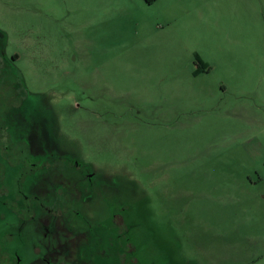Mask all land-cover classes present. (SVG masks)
<instances>
[{"label":"rangeland","instance_id":"374dc122","mask_svg":"<svg viewBox=\"0 0 264 264\" xmlns=\"http://www.w3.org/2000/svg\"><path fill=\"white\" fill-rule=\"evenodd\" d=\"M143 1L0 0V264H264V0Z\"/></svg>","mask_w":264,"mask_h":264},{"label":"flooded vegetation","instance_id":"af4514ba","mask_svg":"<svg viewBox=\"0 0 264 264\" xmlns=\"http://www.w3.org/2000/svg\"><path fill=\"white\" fill-rule=\"evenodd\" d=\"M4 34H6L4 32ZM0 69L2 70V74L0 75L1 77H3L2 79H0L1 82H4V85H6V87H10L9 86V76H8V71L9 70H14V71H18L19 73V78L20 80L24 83L25 87V79H24V75L22 73V69L17 66L15 64V62L13 60H11L9 58V56L6 53V47L3 44L1 51H0ZM27 89V87H26ZM9 90V89H8ZM0 128H6V125L4 124V122L0 123ZM34 151V152H33ZM13 153L15 156H27V162L33 166H55L56 164L50 163V161L47 159L46 162H44L45 160H43V156L40 152L34 150V148L31 149V147L29 146V148H24V147H16L15 149H13ZM29 156H33L35 157V159H29ZM66 161H68L77 171L79 174V180H77V182L74 184V188L71 191V194L61 198V197H56L53 196L54 198V202L56 206H60L61 208L66 207L69 208L72 204H82V201L84 199L83 197V192L86 191V189L90 192H92V190L95 188L96 186V180L99 179L98 173L95 170L94 166L92 165L91 162H87L82 160L81 158L75 157L73 155H68L66 154L65 157ZM50 164V165H48ZM28 169H32L31 167H29ZM28 171L29 173H31V171ZM28 177V180H32V174L26 176ZM8 191V190H7ZM6 192V191H5ZM29 196V195H28ZM28 196H26V201H25V209H23L27 214L28 217L25 219L26 221H30L33 219L34 215L37 213V208L42 210H46V213L50 211L48 202H46V198H50V195H48L49 197L43 196V195H33L32 198L28 199ZM30 197V196H29ZM13 198L15 200L18 199L17 195H13ZM39 199L38 203H32L33 200ZM53 202V203H54ZM14 212H17L18 215H21L22 213H20V211H16L13 209ZM59 211V216H62L63 213L62 211ZM40 212V210L38 211ZM20 213V214H19ZM79 213V211H78ZM3 218L6 219V217L3 215ZM35 218V217H34ZM83 227H85V224L82 225ZM128 241H132V240H128ZM129 243V242H128Z\"/></svg>","mask_w":264,"mask_h":264},{"label":"trees","instance_id":"16d2710c","mask_svg":"<svg viewBox=\"0 0 264 264\" xmlns=\"http://www.w3.org/2000/svg\"><path fill=\"white\" fill-rule=\"evenodd\" d=\"M195 64L196 68L194 70V74L197 75L201 73L202 71H206L210 68V65L203 61V59L200 57L198 53H195Z\"/></svg>","mask_w":264,"mask_h":264},{"label":"crops","instance_id":"0c3cea01","mask_svg":"<svg viewBox=\"0 0 264 264\" xmlns=\"http://www.w3.org/2000/svg\"><path fill=\"white\" fill-rule=\"evenodd\" d=\"M156 0H144L143 2L146 4V5H149V4H153ZM140 23H143L142 21H140ZM199 54V53H198ZM200 55V54H199ZM200 57L203 59V57L200 55ZM203 61L207 62L206 60L203 59ZM208 63V62H207ZM209 64V63H208ZM195 70V69H194ZM194 70H193V74H194ZM202 72H209L208 70L206 71H202ZM201 72V73H202ZM200 74V73H199ZM197 74V75H199ZM195 75V74H194ZM195 75V76H197Z\"/></svg>","mask_w":264,"mask_h":264}]
</instances>
